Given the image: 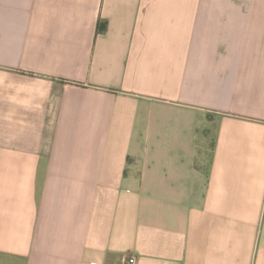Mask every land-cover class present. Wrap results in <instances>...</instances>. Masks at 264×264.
I'll use <instances>...</instances> for the list:
<instances>
[{
    "label": "crops",
    "instance_id": "obj_1",
    "mask_svg": "<svg viewBox=\"0 0 264 264\" xmlns=\"http://www.w3.org/2000/svg\"><path fill=\"white\" fill-rule=\"evenodd\" d=\"M264 264V0H0V264Z\"/></svg>",
    "mask_w": 264,
    "mask_h": 264
},
{
    "label": "built area",
    "instance_id": "obj_2",
    "mask_svg": "<svg viewBox=\"0 0 264 264\" xmlns=\"http://www.w3.org/2000/svg\"><path fill=\"white\" fill-rule=\"evenodd\" d=\"M133 262H134L133 256H129L128 258L124 260V264H132Z\"/></svg>",
    "mask_w": 264,
    "mask_h": 264
}]
</instances>
